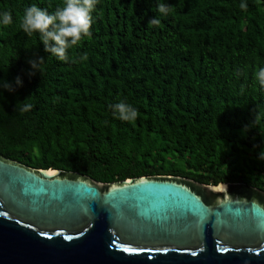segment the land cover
<instances>
[{
  "label": "trees",
  "instance_id": "1",
  "mask_svg": "<svg viewBox=\"0 0 264 264\" xmlns=\"http://www.w3.org/2000/svg\"><path fill=\"white\" fill-rule=\"evenodd\" d=\"M62 3L0 0L12 15L0 26V85L14 87L0 86L1 155L99 182L175 175L264 190V88L255 78L264 0H98L91 35L69 61L20 28L31 5L52 13ZM121 101L137 110L134 121L114 113Z\"/></svg>",
  "mask_w": 264,
  "mask_h": 264
},
{
  "label": "water",
  "instance_id": "2",
  "mask_svg": "<svg viewBox=\"0 0 264 264\" xmlns=\"http://www.w3.org/2000/svg\"><path fill=\"white\" fill-rule=\"evenodd\" d=\"M0 264H264V190L99 182L0 154Z\"/></svg>",
  "mask_w": 264,
  "mask_h": 264
},
{
  "label": "clouds",
  "instance_id": "3",
  "mask_svg": "<svg viewBox=\"0 0 264 264\" xmlns=\"http://www.w3.org/2000/svg\"><path fill=\"white\" fill-rule=\"evenodd\" d=\"M97 3L98 0H63V3L52 13L36 5H31L24 11L20 28L29 36L33 33H39L45 52L50 53L59 61H69L68 50L78 46L84 37L91 35L92 13ZM241 7H246V5L242 4ZM157 10L159 13L167 15L169 7L160 4ZM11 23L12 15L10 12L0 13V26H8ZM149 24L158 25L159 20L153 17L149 20ZM81 59L86 60L87 54L81 56ZM42 61L43 57L29 60L32 69L30 75L40 70L39 66ZM255 78L260 86L264 88V67L259 68L255 73ZM15 85L22 86V80L19 76L15 78ZM0 86L8 91H14L13 85L7 81ZM28 107V105H25L18 110L24 111ZM112 107L114 113L122 121L132 122L138 116L137 110L123 101Z\"/></svg>",
  "mask_w": 264,
  "mask_h": 264
}]
</instances>
